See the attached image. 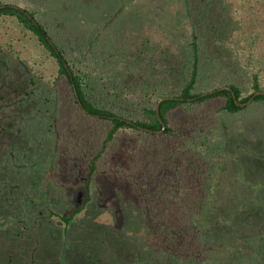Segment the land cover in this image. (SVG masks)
Here are the masks:
<instances>
[{"label":"trees","instance_id":"obj_1","mask_svg":"<svg viewBox=\"0 0 264 264\" xmlns=\"http://www.w3.org/2000/svg\"><path fill=\"white\" fill-rule=\"evenodd\" d=\"M210 1L198 19H189L191 29L179 51L165 55L158 73L146 65L148 74L140 81L136 73L144 59L139 56L129 62L123 58L125 54L111 57L116 49L112 32L105 26L84 34L87 30L82 27L59 26L62 21L47 19V9L37 7L36 0H0V26L17 23L24 34L34 36L38 55L57 65V73L49 75L39 68L43 63L36 59L38 55L21 61L19 51L11 47L12 56L0 54L3 68L20 63L31 87L22 98L29 110L20 114L13 129L21 138H15L1 158L0 171L8 176L12 167L4 162L14 157L20 163L15 169L17 178L27 174L36 181L39 175L47 185H56L51 175L57 168V147L65 145L70 163H80L83 158L87 167L85 200L67 215L49 211L51 217L61 220L67 233L93 202L94 178L110 170L111 145L128 135L135 158L129 169L121 167L118 176L128 181L137 197L140 222L153 237V256L138 255L126 264H264V235L253 239L247 257L232 260L211 250L203 237L231 121L250 108L239 103L264 92V61L256 50L264 29L250 24L247 31L220 17L212 22V6L219 3L229 8L231 0H212L211 6ZM211 28L216 33L213 36H209ZM232 68L248 78L251 91L247 95L230 79L238 76ZM177 74L179 81L174 85ZM165 98L171 99L161 104L162 123L157 107ZM259 102H264V94L256 96L253 104ZM42 150L48 151L45 168L40 163ZM7 183L0 184V198L2 185ZM48 196L49 192L29 194L21 200L15 194L9 202L18 201L21 206L16 212L0 209V230L8 233L27 218L39 223Z\"/></svg>","mask_w":264,"mask_h":264},{"label":"rangeland","instance_id":"obj_2","mask_svg":"<svg viewBox=\"0 0 264 264\" xmlns=\"http://www.w3.org/2000/svg\"><path fill=\"white\" fill-rule=\"evenodd\" d=\"M206 1L210 0H36V6L47 9L49 16L46 17L50 21H62L64 24L55 22L59 26L82 27L87 30L84 34L104 26L110 29L116 49L111 57L125 54L123 58L129 62L139 56L144 59L136 73L141 81L148 74L147 69L158 73L162 62H166L165 55L179 51V44L191 29L189 19H198ZM210 15L212 22L220 17L223 22L247 31L250 24L264 29V0H231L229 8L216 3ZM210 30L209 36H213L215 30ZM9 47L19 51L21 61L39 53L34 36L24 34L14 21L0 26L1 57L12 56ZM256 50L264 61L263 33ZM224 55L226 58L228 54L224 52ZM36 59L43 63L39 67L41 71L49 75L57 73L52 59L40 55ZM19 64L16 61L7 68L0 66V160L14 139L21 138L14 135L13 129L20 114L29 110L22 98L25 89H31L30 77ZM232 69L238 76L230 79L241 85L247 95L251 91L248 78ZM178 81L179 74L176 80L173 77V84ZM249 106L248 111L231 121L216 194L203 233L206 246L229 260L247 257L253 239L264 235V102H252ZM26 133L21 134L23 138ZM128 140L129 136L124 134L111 145L110 170L94 178L93 202L75 218L67 233L61 220L51 217L49 211L67 215L83 203L87 179L85 160L80 158V163H70L65 145L57 147L54 151L57 171L51 175L57 180L56 185H47L39 175L36 181L27 174L17 178L15 169L20 163L16 160L17 165L14 157L9 163L4 162L12 171L8 176L4 174L6 171H0V184L8 182L2 185V211L16 212L20 208L18 201L9 202L15 194L21 200L29 194L49 192V196L42 204L39 223L27 218L18 227L9 228L8 233L0 230V264H126L138 255L153 256V237L140 222L137 197L128 181L118 176L121 167L129 169L135 158ZM43 144L49 146L44 140ZM48 151L40 153L42 167Z\"/></svg>","mask_w":264,"mask_h":264},{"label":"water","instance_id":"obj_3","mask_svg":"<svg viewBox=\"0 0 264 264\" xmlns=\"http://www.w3.org/2000/svg\"><path fill=\"white\" fill-rule=\"evenodd\" d=\"M224 89H225V88H224ZM226 89H229V88H226ZM259 94H264V92H259V93L255 94V96L252 97L247 103H245V104H240V103H239V105H241L242 107L247 106V105H250V104L254 101L255 97L258 96ZM234 97L236 98V94H235V93H234ZM168 99H171V98H165V99H162V100L159 102L158 107H157V113H158V116H159L160 120L162 121V123H164V121H163V119H162V117H161L160 108H161V104H162V102H164V101H166V100H168ZM80 104L83 106V104H82L81 102H80ZM164 129H166L165 124H164Z\"/></svg>","mask_w":264,"mask_h":264}]
</instances>
